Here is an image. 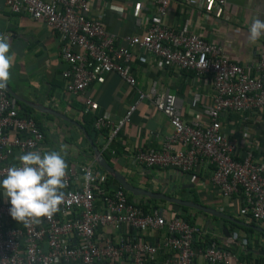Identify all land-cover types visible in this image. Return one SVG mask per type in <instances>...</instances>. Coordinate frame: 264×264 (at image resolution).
<instances>
[{"label":"built area","instance_id":"1","mask_svg":"<svg viewBox=\"0 0 264 264\" xmlns=\"http://www.w3.org/2000/svg\"><path fill=\"white\" fill-rule=\"evenodd\" d=\"M3 1L9 13L28 15L54 34L64 65L60 72L64 92L82 100L83 112L94 107L85 90L103 75L114 74L135 89L133 50L163 68L208 80V102L193 92L189 102L193 119L188 122L180 115L175 95L152 81L146 93L136 90V100L115 124L94 116L92 129L104 136L102 150L112 154L118 131L129 124L137 104L147 100L166 118L171 132L157 148H134L133 163L183 175L210 171V183L219 196L238 199L236 221L264 228V155L251 141L239 146L221 131L230 117L254 124L255 115L264 110V36L255 61L239 66L227 57L223 44L194 34L188 20L177 29L163 22L170 3L205 11L206 1L215 10L213 19H221L225 0H152L154 10L146 27L141 34L125 37L123 46L92 19L89 0ZM30 150L44 152L40 126L0 89V178ZM67 164L65 200L51 219L16 222L0 195V264H254L249 251L229 249V238L222 244L215 239V224L208 230L187 214L170 216L159 205L134 201L91 164ZM89 172L93 178L86 182L83 177Z\"/></svg>","mask_w":264,"mask_h":264},{"label":"crops","instance_id":"2","mask_svg":"<svg viewBox=\"0 0 264 264\" xmlns=\"http://www.w3.org/2000/svg\"><path fill=\"white\" fill-rule=\"evenodd\" d=\"M225 2L224 14L216 20L213 19L215 10L209 1H206L205 11L170 3L163 22L177 29L184 20H188L194 34L208 42L223 44L227 57L233 63L239 66L253 63L262 37L255 44H249L247 32L251 19L264 14V0ZM89 6L92 19L99 20L103 30L113 35L122 46L125 37L142 33L146 20L154 10L152 0H89ZM261 19H264V15H261ZM0 34L9 37L10 53L14 54L6 86L22 101L17 102L19 111L30 115L40 126L44 136V151L59 150L64 145L67 163L91 164L95 172H101L83 133L85 120L100 116L115 124L136 100V90L146 93L152 81L157 83V88L165 87L175 95L184 121L193 119L189 105L193 92L208 102V80H196L192 73L163 68L157 60L133 50L131 73L136 82L135 89L127 87L114 74L103 75L85 90L84 96L92 101L94 107L89 112H83L82 100H74L64 92V81L60 77L64 65L58 56L57 40L45 25L28 15L9 13L4 1L0 0ZM255 119L257 122L254 124L250 121L242 124L236 117H230L229 123L223 124L221 131L239 146L244 147L251 141L256 151L263 156L264 110L258 112ZM170 132L166 118L157 113L147 100H143L137 104L129 124L115 136L110 147L112 154L102 150V134L93 136L94 141L91 142L107 165L130 185L192 202L236 220L238 199L221 198L210 183V171L183 175L173 170L141 169L133 163L131 156L134 148H157ZM146 200L150 199L141 197L138 202L145 203ZM153 204H166L165 209L170 216L176 213L172 204L162 201ZM186 209V214L194 224L208 230H211V224H215L212 233L221 244L227 239L222 235V228L226 229L232 241L230 250L241 254L247 250L252 259L262 257L251 252L264 251V234L259 231H264V228L246 223L247 227L230 228L222 220L215 219L212 223V216Z\"/></svg>","mask_w":264,"mask_h":264},{"label":"clouds","instance_id":"3","mask_svg":"<svg viewBox=\"0 0 264 264\" xmlns=\"http://www.w3.org/2000/svg\"><path fill=\"white\" fill-rule=\"evenodd\" d=\"M258 14L251 19L247 42L255 44L264 36V19ZM9 37L0 34V89L10 79L14 54L10 53ZM66 147L59 150H30L18 156V163L10 165L0 178V195L9 203V215L16 222L39 224L41 218L51 219L64 203L67 176ZM87 173L83 179L90 182Z\"/></svg>","mask_w":264,"mask_h":264},{"label":"water","instance_id":"4","mask_svg":"<svg viewBox=\"0 0 264 264\" xmlns=\"http://www.w3.org/2000/svg\"><path fill=\"white\" fill-rule=\"evenodd\" d=\"M4 90L7 92V94L11 97H13L16 102H22L20 100L19 97H17L16 95H14L6 86L4 88ZM31 106V105H28ZM32 107V106H31ZM34 108V107H33ZM84 136L86 141L89 143L90 145V149L92 151V155L94 158V161L96 163V165L101 169V171L105 172L108 176L111 177V179L118 184L119 186H121V188L128 192L132 197H144L153 201H162L168 204H172V205H177L183 208H188V209H193L196 211H199L201 213L210 215L212 217H214L215 219L218 220H222L228 223H232L236 226L239 227H247V225H245L244 223L238 222L235 219L228 217L226 215H223L222 213L215 211L213 209H209L206 207H203L201 205L192 203V202H188V201H181L179 199H175V198H171L168 196H165L163 194H159V193H152L149 191H146L144 189L138 188V187H134L132 185H130L128 182L125 181V179L123 178L122 175H120L118 172L114 171L112 168H110L107 163L104 161V159L102 158L100 152L97 150V148L93 145V143L91 142V140L88 138V136L85 134V132L83 131ZM251 228V227H250ZM260 232H262L264 234V231L260 230ZM222 235L225 238H230V234L228 233V231L224 228H222ZM254 255H259L264 257V251L263 250H259L256 252H251Z\"/></svg>","mask_w":264,"mask_h":264},{"label":"trees","instance_id":"5","mask_svg":"<svg viewBox=\"0 0 264 264\" xmlns=\"http://www.w3.org/2000/svg\"><path fill=\"white\" fill-rule=\"evenodd\" d=\"M18 105V104H17ZM85 124H86V126L83 128L84 129V131H85V133H86V135L91 139V141L93 142L94 140H93V136H95L97 133L92 129V118L91 119H86L85 120ZM111 184L113 185V186H117V184L113 181V180H111ZM155 201H152V200H146V203L147 204H152V203H154ZM172 207L174 208V210L176 211V213L175 214H179V215H185V217H186V208H183V207H180V206H177V205H172ZM187 217H189V216H187ZM223 223H226L227 225H229V227L231 228H233V227H238V226H236V225H234V224H232V223H228V222H225V221H222ZM254 264H264V257H256V258H254Z\"/></svg>","mask_w":264,"mask_h":264},{"label":"rangeland","instance_id":"6","mask_svg":"<svg viewBox=\"0 0 264 264\" xmlns=\"http://www.w3.org/2000/svg\"><path fill=\"white\" fill-rule=\"evenodd\" d=\"M131 197H132V196H131ZM132 199H133L134 201H138V200L141 199V197H132ZM161 207H162L163 209L167 208L166 204H162Z\"/></svg>","mask_w":264,"mask_h":264}]
</instances>
